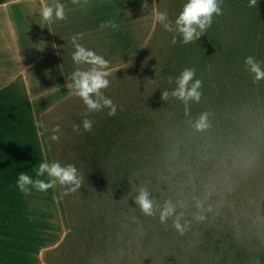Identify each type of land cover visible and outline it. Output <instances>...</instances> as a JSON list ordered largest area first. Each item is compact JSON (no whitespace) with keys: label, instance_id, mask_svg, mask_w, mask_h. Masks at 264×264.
Instances as JSON below:
<instances>
[{"label":"rangeland","instance_id":"1","mask_svg":"<svg viewBox=\"0 0 264 264\" xmlns=\"http://www.w3.org/2000/svg\"><path fill=\"white\" fill-rule=\"evenodd\" d=\"M238 1L249 3V0ZM158 2L157 12L166 11L168 19L174 24L187 0ZM229 2L235 0H222L223 4ZM259 6L262 12L258 14L254 10ZM251 9L253 14L250 18L253 21L264 18V0H258L257 6ZM222 12V15L213 18L212 25L216 27L212 29L210 41L201 43V36L193 42L195 47L202 45L208 52L185 50L189 45L181 43L179 37L177 43L173 44L175 33L166 31L156 22L152 37L135 62L123 68L109 70L110 86L104 90V94L118 106L117 113L115 116H109L108 109L105 108L89 114L88 118L93 121L91 132H85L82 128V113L86 111L83 101L72 95L67 86L64 89L54 86L57 84V74L53 73L54 70H33L31 80L34 93L35 96L39 95L35 108L41 109V98L45 99L42 109H47L46 105L49 107L48 112L43 115V126L49 144L50 162L74 164L82 177L81 186L73 193L66 195L65 189L59 185L55 188L56 195L53 191L62 206L60 225L63 234L59 241L44 253V264H243L230 254L217 251L203 243L201 231L198 229L202 222H208L207 225L220 228L224 233L229 231L233 236L238 235L241 240L245 237H251L252 242L261 240L264 247V80L254 83L249 78L253 77V74L249 73L244 65V59L251 54L247 50L244 52L245 48H238L237 59L228 63L231 68L239 65V77H234L231 73L229 76L220 74L217 78V71L214 74L216 79L229 84L233 97H227L226 101L228 112L232 114L235 124H226L224 129H221L214 120H208L207 127L225 130L226 148H221L219 157L212 156L215 154L209 153L210 140H205V130L195 127L193 129L197 137L196 142H200V146L195 149L192 146L189 151L183 143L188 153L179 154L180 150L173 151L174 165H169L161 172V179L170 190L164 204L171 201L176 205L177 215L183 213L181 223L186 225L183 234L174 227L173 216L166 223L160 221L156 225L160 226L157 241L146 245L143 239H148L147 232L140 234L138 231L136 235L128 238L126 243H121L119 251L116 252L115 247L106 241V236L115 229L118 241L121 242L125 222L121 217L116 219L114 226L112 223L100 224L96 221L99 219L97 215L101 212L98 211L101 206L92 185L86 179L84 147L90 145L87 137L98 132L97 126H101L99 123L106 124L113 117L120 120L121 117L141 116L148 118L145 119L146 122L156 118L161 123L159 129L147 130L149 126L141 124L139 130H142V133L150 131L151 138L168 135L167 143L176 140V131L168 128L171 116L165 112L169 99L163 101L162 92L174 86L175 76L183 68L197 67L198 64V73L203 78L206 77L210 66L205 60L209 55L217 56L225 51L222 47L217 53L211 46L230 35L233 21L229 19L228 10ZM237 18L243 21L247 15L240 13ZM182 56L189 60V66ZM253 56L264 66V42L261 43L260 39L257 40ZM229 67L227 71H230ZM211 72L213 71H209L210 75ZM203 83L210 84L208 79ZM77 124L81 125L79 132L73 131V126ZM56 125L60 126V132L57 133L59 140L53 141L50 137ZM198 216H203L204 219L200 220ZM98 227L103 233L95 232Z\"/></svg>","mask_w":264,"mask_h":264},{"label":"crops","instance_id":"2","mask_svg":"<svg viewBox=\"0 0 264 264\" xmlns=\"http://www.w3.org/2000/svg\"><path fill=\"white\" fill-rule=\"evenodd\" d=\"M58 2L65 6L66 19L54 18L41 25V6L54 7ZM144 3L0 0V264H44V253L63 234L62 206L55 189L22 193L16 186L20 172L35 178L40 163H51L43 126L49 107L42 109L45 99L41 98V109L35 108L39 95L34 93L33 70H54V86L64 89L67 76L78 67H89L72 60L71 38L80 33L78 42L108 60V70L131 65L145 50L157 24V0H147V8ZM108 20L119 28L101 29Z\"/></svg>","mask_w":264,"mask_h":264},{"label":"trees","instance_id":"3","mask_svg":"<svg viewBox=\"0 0 264 264\" xmlns=\"http://www.w3.org/2000/svg\"><path fill=\"white\" fill-rule=\"evenodd\" d=\"M223 10H228L229 19L233 21L230 35L226 36L224 40L221 38V41L214 42L215 46H211V48L218 53V50L224 47L225 51L217 56L209 55L207 60H205L206 64L209 63L210 66L207 69V78H203L198 73V64L197 67L190 66V68L196 70L197 79H202V82L208 79L210 83L209 85L203 83L204 86L200 89L202 95L199 102L189 101L186 105L183 101L171 97V95L169 101H167L165 112L171 116V124L168 128L176 131L175 141L167 143L168 135L151 138L150 131L142 133V130L138 128L141 124L148 125V130L152 128L159 129L161 123L156 118L146 122L145 119L148 118L141 116L121 117L120 120L113 117L106 124L99 123L98 125L101 126H97L98 132L87 137L90 145L84 147L86 179L92 185L94 194L98 197L99 205L101 206H98V211L101 212L97 215L99 219L96 221H99L100 224L112 223L114 226L116 219L121 217L123 222H125L121 242L118 241L115 229L111 230L110 234L106 236V241L111 244L110 246L115 247L116 252L119 251L118 248L121 243H126L127 239L134 234L136 235L138 231L140 234L147 232L146 237L148 239H143L146 245H149V242H154V240L157 241L156 238L160 227L156 226L160 222L161 209L159 207L164 205V200L170 192L161 179V172L169 165H174L173 151L180 150L179 154L188 153L183 143L186 144L189 151L192 146H194L193 149L200 146V142H196L197 137L193 129L196 127V121L200 116L207 114V121L214 120V123L219 124L221 129H224L226 124L233 126L235 124L232 114L228 112L229 106L226 101V98L231 96L229 84L222 83L223 80L216 79L214 74L217 71V78L220 74L229 76L231 73L234 77H239V65L231 68L228 63H232L237 59L238 48H245L243 49L245 50L244 52L247 50L253 55L257 40L260 39L261 43L264 42V18L253 21L250 18L253 14L251 7H248V3H241L238 0L227 4L222 3ZM254 11L258 12V14L261 13V6ZM240 13L246 14L247 18L243 19V21L238 19L237 16ZM216 17L214 16V18ZM214 27L216 26L211 25L206 33L202 35L201 43L204 44L205 41H210ZM217 39H219V36H217ZM188 45L185 50L209 51H206L202 45L195 47L193 42ZM182 58L183 60L186 59L184 56ZM186 61L187 66H189V60L186 59ZM227 67L230 68V71H227ZM210 70L213 71L211 75L209 73ZM179 74L175 77H178ZM249 78L253 81L252 76H249ZM215 79L220 83H217ZM176 86V83H174V86L170 90L168 89L169 93ZM204 130L205 140H210L208 144L209 153L215 154L212 156L216 158L217 156L219 157L222 153L221 148H226L225 130H220L213 126L205 127ZM200 141L202 142V140ZM168 173L171 174L172 172ZM141 188L149 192L150 199L155 204L154 215L144 214L136 203V196ZM206 223L208 224V222ZM207 224L202 222L201 226H198L203 243L207 244V246L214 247L217 251L228 253L235 260L243 262V264H264V247L261 240L252 242L251 237H245L241 240L237 237L238 235L233 236L229 231L224 233L222 229ZM95 232L97 234L103 233L99 227Z\"/></svg>","mask_w":264,"mask_h":264},{"label":"clouds","instance_id":"4","mask_svg":"<svg viewBox=\"0 0 264 264\" xmlns=\"http://www.w3.org/2000/svg\"><path fill=\"white\" fill-rule=\"evenodd\" d=\"M72 4L78 3V0H71ZM258 0H249L248 7H256ZM147 0H145L144 8H147ZM222 0H187L182 11L179 13L174 21L168 19L166 11L157 12L154 19L168 31L175 35L172 38V43H177V38L183 44H189L204 35L209 27H211L214 16L222 15ZM40 17L42 23H52L55 20H65V6L62 3H56L55 6L43 4L41 6ZM111 28L116 30L119 25L113 21L108 20L102 22L100 28ZM83 34H77L71 38V43L74 47L72 53V60L76 65H87L86 69L77 68L67 76V88L72 95L79 97L84 105L86 111L82 113V128L85 132H91L93 121L88 118L89 114L108 109L109 116H115L118 106L114 101L105 96L104 90L110 86L108 77L111 75L109 69V61L103 56L98 55L95 51L84 47L78 41ZM244 65L250 73L253 74V82L258 83L264 80V66L255 56L249 55L244 59ZM172 80L169 78V83ZM176 88L169 93L164 90L161 95L163 101H167L171 95L176 99L183 101L186 105L189 101L199 102L201 98L200 89L203 82L196 78V70L194 68H185L181 71L175 80ZM196 128L202 130L207 127V114H202L196 121ZM81 125L73 126V131L79 132ZM60 126L56 125L52 129L53 135L50 137L53 141H58ZM82 182V177L78 174V169L74 164L62 165L59 161L52 163L42 162L35 170V178L30 176L27 172H20L16 186L22 193H28L31 189L38 192H47L50 189H55L58 185L65 189V194L75 192ZM136 203L146 215H154V205L150 194L146 189L141 188L139 194L136 196ZM201 205L198 202V207ZM175 217L173 225L181 234L185 231L186 225L181 223L183 213L177 215L176 205L171 201L165 202L163 208L160 210V221L166 223L170 217ZM203 220V216L197 217Z\"/></svg>","mask_w":264,"mask_h":264}]
</instances>
